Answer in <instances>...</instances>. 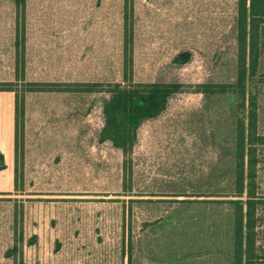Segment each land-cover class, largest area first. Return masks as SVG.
Returning a JSON list of instances; mask_svg holds the SVG:
<instances>
[{
  "label": "rangeland",
  "instance_id": "374dc122",
  "mask_svg": "<svg viewBox=\"0 0 264 264\" xmlns=\"http://www.w3.org/2000/svg\"><path fill=\"white\" fill-rule=\"evenodd\" d=\"M131 1L26 0L27 54L46 46L44 59L26 64V80L102 83L98 92H26L15 71L22 17L15 0H0V83H11L0 91V264H122L124 221L131 264H234V209L241 201L245 214L247 201L235 190L236 123L244 116L236 94L199 92V84L235 82L236 0H133V80L183 88L158 117L141 122L124 158L99 134L112 96L107 84L122 82V12ZM215 14L220 23L210 40L200 27L217 26ZM180 21L194 47L177 46ZM168 38L175 48H163ZM259 47L256 75L247 72L245 86L264 136V25ZM180 50L190 51L189 62L170 63ZM16 99L24 110L17 137ZM256 155L254 254L264 264V145Z\"/></svg>",
  "mask_w": 264,
  "mask_h": 264
},
{
  "label": "trees",
  "instance_id": "16d2710c",
  "mask_svg": "<svg viewBox=\"0 0 264 264\" xmlns=\"http://www.w3.org/2000/svg\"><path fill=\"white\" fill-rule=\"evenodd\" d=\"M130 9L127 2L124 3V11L122 18V82L108 83L107 86L112 88L107 90L112 94L110 99L103 105L102 113L104 125L99 134V141L110 142L115 148L121 150L123 157L126 158L132 154L135 142L137 140V132L140 124L145 119H154L158 117L167 107L169 99L172 95L180 93L183 84L176 82H135L132 78V69L134 66L135 53V37L139 34V28L136 24L138 16L134 15V2ZM17 18L22 17V24L16 23V40L14 47L16 49V74L25 83L26 92H98L102 83L95 82H42L26 80V64L33 63V58L42 57L40 49L36 52L27 54L30 47L27 49L28 31L32 29L29 25L28 9H26V0H15ZM130 11V17H129ZM217 12V11H216ZM235 15L233 17L232 27L235 32V39L238 48V67L235 82L232 84H199L201 90L199 92L213 93H234L238 96V108L242 111L244 117L238 119L236 123V171H235V190L236 196L242 197L244 191L247 194L246 212L244 214L242 202H238L234 209V264H256L255 259V226L256 219L254 211L256 207V170L258 164L256 155V145H264V136L257 134V105L256 99L246 93V76H255L259 66V34L261 27L264 25V0H236ZM213 15H211L212 17ZM211 22H216L217 26L213 28H203V31H209L210 40L211 32L216 31L220 23L218 14L213 16ZM130 19V20H129ZM181 23L175 30L174 40L178 41V47L185 49L194 47V45L186 44L184 34L187 32V23ZM27 26V27H26ZM215 29V30H213ZM218 31V30H217ZM47 32H40V34ZM57 31L53 32V35ZM58 34V33H57ZM137 42V41H136ZM215 43V42H214ZM202 48L197 42V46ZM164 49H172L176 47L172 40L168 38L162 44ZM213 46V41L211 42ZM60 48H66L61 44ZM216 48V44H214ZM50 48V46H49ZM21 52V53H20ZM19 53L21 59H19ZM26 54L28 56H26ZM27 57V59H26ZM50 59L60 58L58 54H50ZM191 57L190 51L180 50L173 57L169 58L170 63L182 65L189 62ZM31 58V60H30ZM125 58V59H124ZM129 58V61H127ZM44 59V56L41 60ZM20 60V61H19ZM67 64V63H66ZM11 83H0V91H9L6 89ZM102 88V87H101ZM100 88V89H101ZM21 106V104H20ZM17 99L15 101V137H17V117L23 118L24 110H18ZM16 139V138H15ZM259 141L258 143H256ZM17 146V144H16ZM0 155V162H2ZM130 161V159H129ZM126 160H124V169L126 168ZM247 166L245 172L244 166ZM2 169V165H0ZM245 218V220H244ZM126 226V227H125ZM130 229V224L124 221L123 241H122V264H131L132 262V241L127 234ZM245 242V244H244ZM245 245L244 252L243 248ZM245 254V255H244Z\"/></svg>",
  "mask_w": 264,
  "mask_h": 264
}]
</instances>
